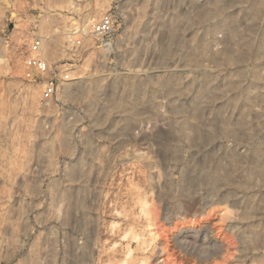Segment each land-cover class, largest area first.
<instances>
[{
    "label": "rangeland",
    "instance_id": "obj_1",
    "mask_svg": "<svg viewBox=\"0 0 264 264\" xmlns=\"http://www.w3.org/2000/svg\"><path fill=\"white\" fill-rule=\"evenodd\" d=\"M225 257L264 264V0H0V264Z\"/></svg>",
    "mask_w": 264,
    "mask_h": 264
},
{
    "label": "built area",
    "instance_id": "obj_2",
    "mask_svg": "<svg viewBox=\"0 0 264 264\" xmlns=\"http://www.w3.org/2000/svg\"><path fill=\"white\" fill-rule=\"evenodd\" d=\"M114 32V17L107 14L92 25L91 34L101 43L109 40ZM106 45V44H105ZM26 80L43 87L42 98L50 102L70 80V74L63 66L51 65L44 56L42 39L36 38L24 58Z\"/></svg>",
    "mask_w": 264,
    "mask_h": 264
},
{
    "label": "bare ground",
    "instance_id": "obj_3",
    "mask_svg": "<svg viewBox=\"0 0 264 264\" xmlns=\"http://www.w3.org/2000/svg\"><path fill=\"white\" fill-rule=\"evenodd\" d=\"M141 210H142L143 217L145 219V231L140 237V241H141L140 243L143 246L148 247L155 240L154 230H155V218L156 217H155L153 204L151 202L145 201L141 205ZM227 261H228L227 257H225L221 262H216V263H211V264H226ZM140 264H147V263L142 261Z\"/></svg>",
    "mask_w": 264,
    "mask_h": 264
},
{
    "label": "water",
    "instance_id": "obj_4",
    "mask_svg": "<svg viewBox=\"0 0 264 264\" xmlns=\"http://www.w3.org/2000/svg\"><path fill=\"white\" fill-rule=\"evenodd\" d=\"M219 256H221V254L219 253V254H217V257H219Z\"/></svg>",
    "mask_w": 264,
    "mask_h": 264
},
{
    "label": "clouds",
    "instance_id": "obj_5",
    "mask_svg": "<svg viewBox=\"0 0 264 264\" xmlns=\"http://www.w3.org/2000/svg\"><path fill=\"white\" fill-rule=\"evenodd\" d=\"M199 260V258H197ZM200 261V260H199Z\"/></svg>",
    "mask_w": 264,
    "mask_h": 264
}]
</instances>
